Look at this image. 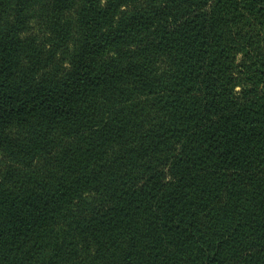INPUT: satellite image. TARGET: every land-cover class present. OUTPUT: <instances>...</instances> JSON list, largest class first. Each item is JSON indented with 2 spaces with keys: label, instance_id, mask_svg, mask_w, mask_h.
<instances>
[{
  "label": "trees",
  "instance_id": "16d2710c",
  "mask_svg": "<svg viewBox=\"0 0 264 264\" xmlns=\"http://www.w3.org/2000/svg\"><path fill=\"white\" fill-rule=\"evenodd\" d=\"M0 264H264V0H0Z\"/></svg>",
  "mask_w": 264,
  "mask_h": 264
}]
</instances>
